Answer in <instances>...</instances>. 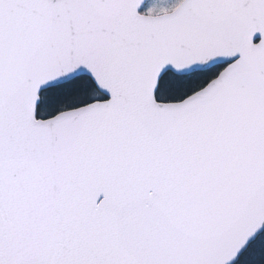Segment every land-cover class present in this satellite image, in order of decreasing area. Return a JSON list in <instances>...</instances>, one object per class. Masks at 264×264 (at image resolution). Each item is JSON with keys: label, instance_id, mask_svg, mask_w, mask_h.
<instances>
[{"label": "snow or ice", "instance_id": "6c2138e0", "mask_svg": "<svg viewBox=\"0 0 264 264\" xmlns=\"http://www.w3.org/2000/svg\"><path fill=\"white\" fill-rule=\"evenodd\" d=\"M0 264H264V0H0Z\"/></svg>", "mask_w": 264, "mask_h": 264}]
</instances>
